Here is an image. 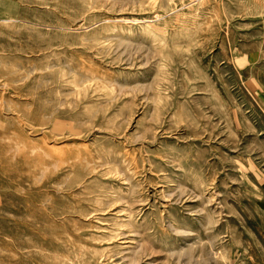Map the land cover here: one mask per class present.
I'll return each mask as SVG.
<instances>
[{"label": "rangeland", "instance_id": "374dc122", "mask_svg": "<svg viewBox=\"0 0 264 264\" xmlns=\"http://www.w3.org/2000/svg\"><path fill=\"white\" fill-rule=\"evenodd\" d=\"M0 264H264V0H0Z\"/></svg>", "mask_w": 264, "mask_h": 264}]
</instances>
